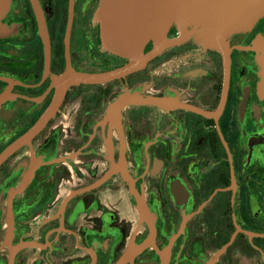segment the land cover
I'll return each instance as SVG.
<instances>
[{"label": "flooded vegetation", "instance_id": "flooded-vegetation-1", "mask_svg": "<svg viewBox=\"0 0 264 264\" xmlns=\"http://www.w3.org/2000/svg\"><path fill=\"white\" fill-rule=\"evenodd\" d=\"M99 3L12 0L3 17L0 264H264V97L247 50L264 19L225 55L187 40L62 90L68 70L130 63L103 47Z\"/></svg>", "mask_w": 264, "mask_h": 264}, {"label": "water", "instance_id": "water-1", "mask_svg": "<svg viewBox=\"0 0 264 264\" xmlns=\"http://www.w3.org/2000/svg\"><path fill=\"white\" fill-rule=\"evenodd\" d=\"M9 2L0 0V39L12 33L2 22ZM95 18L100 25L103 47L130 63L111 74L90 75L68 70L58 80L62 90L71 84L99 83L127 73L165 47L187 40L225 55L232 36L251 31L264 19V0H100ZM171 27H176L178 37L167 40L166 34ZM44 40L47 42L45 37ZM149 41H154L155 49L144 56ZM247 50L257 53L259 89L264 97V37L258 38Z\"/></svg>", "mask_w": 264, "mask_h": 264}, {"label": "rangeland", "instance_id": "rangeland-1", "mask_svg": "<svg viewBox=\"0 0 264 264\" xmlns=\"http://www.w3.org/2000/svg\"><path fill=\"white\" fill-rule=\"evenodd\" d=\"M11 6H12V0H10V2L8 3V8H7L8 11L11 9ZM8 11H7V12H8Z\"/></svg>", "mask_w": 264, "mask_h": 264}]
</instances>
